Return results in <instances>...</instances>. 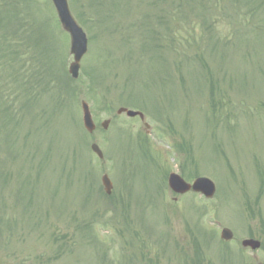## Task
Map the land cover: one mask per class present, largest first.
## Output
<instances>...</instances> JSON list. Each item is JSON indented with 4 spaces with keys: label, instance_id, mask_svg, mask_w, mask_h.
<instances>
[{
    "label": "rangeland",
    "instance_id": "obj_1",
    "mask_svg": "<svg viewBox=\"0 0 264 264\" xmlns=\"http://www.w3.org/2000/svg\"><path fill=\"white\" fill-rule=\"evenodd\" d=\"M67 1L89 38L77 79L50 0H0V264H121L145 254L128 229L159 254L189 249L187 227L212 264H238L219 233L264 220V0ZM171 171L213 197L174 195Z\"/></svg>",
    "mask_w": 264,
    "mask_h": 264
},
{
    "label": "water",
    "instance_id": "obj_2",
    "mask_svg": "<svg viewBox=\"0 0 264 264\" xmlns=\"http://www.w3.org/2000/svg\"><path fill=\"white\" fill-rule=\"evenodd\" d=\"M53 3L55 5L56 11L58 13V17L60 19V22L62 23L65 30H67L71 35V52L74 55V62L71 63L69 67V71L72 74L73 77L77 76L78 71V65L79 60L83 52L85 51V39L83 34L81 33L80 29L76 26L74 21L72 20L67 5L66 0H53ZM82 109H83V124L85 128L91 132L94 129V125L92 123L90 113L88 111V107L85 103H82ZM119 110L118 112H121ZM127 115L134 116L136 113L127 111ZM107 121L103 123V127L106 128ZM92 150L99 156L102 157V154L98 147L96 145L91 146ZM169 186L170 188L178 193H182L187 191L189 188H192L194 191H199L205 194L206 196H211L214 192V185L211 181L205 179V178H198L194 181L192 186H189L184 183V181L179 178L176 175H170L169 177ZM102 184L104 186V190L107 194L111 191V183L109 179L106 177V175L102 176ZM221 237L223 239H229L231 237V233L227 229H223L221 233ZM244 245H251L252 247L256 246L255 242H252L251 240H247L243 242Z\"/></svg>",
    "mask_w": 264,
    "mask_h": 264
},
{
    "label": "flooded vegetation",
    "instance_id": "obj_3",
    "mask_svg": "<svg viewBox=\"0 0 264 264\" xmlns=\"http://www.w3.org/2000/svg\"><path fill=\"white\" fill-rule=\"evenodd\" d=\"M250 235H252V237H250ZM165 237H171V235L165 236ZM246 237L258 240L260 243V246L258 249L254 251L248 248L241 247L240 251L243 254V257L247 259H251V262H253V264H264V221L261 218H257V222H256L254 230L250 234H246ZM145 238H147V236H145ZM169 240L167 241L169 242ZM144 242L147 243L148 240L145 239ZM174 244H175V241H174ZM159 254L160 255L157 256L156 258L152 255L149 260L144 257V261L138 262L137 264H180L179 260L176 261V263L173 261L165 262L167 261L166 257H168L167 256L168 253L163 254V251L160 250ZM189 264H194V263L190 262ZM200 264H203V262L201 261ZM204 264H211L208 256L205 257Z\"/></svg>",
    "mask_w": 264,
    "mask_h": 264
}]
</instances>
